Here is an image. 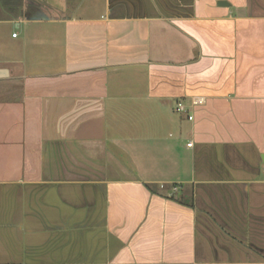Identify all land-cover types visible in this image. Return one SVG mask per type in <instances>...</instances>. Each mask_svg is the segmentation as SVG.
<instances>
[{
    "label": "crops",
    "instance_id": "crops-1",
    "mask_svg": "<svg viewBox=\"0 0 264 264\" xmlns=\"http://www.w3.org/2000/svg\"><path fill=\"white\" fill-rule=\"evenodd\" d=\"M263 156L264 0H0V264H264Z\"/></svg>",
    "mask_w": 264,
    "mask_h": 264
},
{
    "label": "built area",
    "instance_id": "built-area-1",
    "mask_svg": "<svg viewBox=\"0 0 264 264\" xmlns=\"http://www.w3.org/2000/svg\"><path fill=\"white\" fill-rule=\"evenodd\" d=\"M177 109H178V111H181V109H184L183 103H178ZM189 120H193V116H189ZM192 145H193V143L189 142L188 146L191 147Z\"/></svg>",
    "mask_w": 264,
    "mask_h": 264
},
{
    "label": "rangeland",
    "instance_id": "rangeland-1",
    "mask_svg": "<svg viewBox=\"0 0 264 264\" xmlns=\"http://www.w3.org/2000/svg\"><path fill=\"white\" fill-rule=\"evenodd\" d=\"M182 112H184V109H181V113H182ZM186 116H187V115H186ZM183 153H185V151H183ZM185 164H186V161L184 160V168H183L184 171L186 170V167H185V166H187V165H185Z\"/></svg>",
    "mask_w": 264,
    "mask_h": 264
},
{
    "label": "water",
    "instance_id": "water-1",
    "mask_svg": "<svg viewBox=\"0 0 264 264\" xmlns=\"http://www.w3.org/2000/svg\"><path fill=\"white\" fill-rule=\"evenodd\" d=\"M219 5H228V4H226V3H224V2H219ZM263 159H264V156H263Z\"/></svg>",
    "mask_w": 264,
    "mask_h": 264
}]
</instances>
